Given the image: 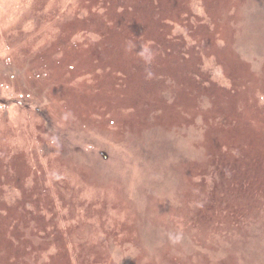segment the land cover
Wrapping results in <instances>:
<instances>
[{"label":"rangeland","instance_id":"obj_1","mask_svg":"<svg viewBox=\"0 0 264 264\" xmlns=\"http://www.w3.org/2000/svg\"><path fill=\"white\" fill-rule=\"evenodd\" d=\"M0 264H264V0H0Z\"/></svg>","mask_w":264,"mask_h":264}]
</instances>
